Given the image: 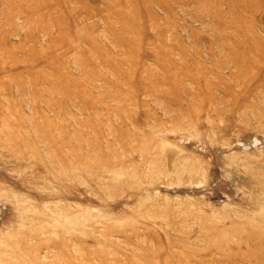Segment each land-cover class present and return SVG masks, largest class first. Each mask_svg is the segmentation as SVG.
Listing matches in <instances>:
<instances>
[{
  "label": "rangeland",
  "instance_id": "obj_1",
  "mask_svg": "<svg viewBox=\"0 0 264 264\" xmlns=\"http://www.w3.org/2000/svg\"><path fill=\"white\" fill-rule=\"evenodd\" d=\"M0 264H264V0H0Z\"/></svg>",
  "mask_w": 264,
  "mask_h": 264
}]
</instances>
